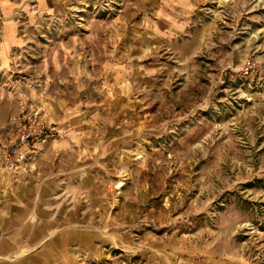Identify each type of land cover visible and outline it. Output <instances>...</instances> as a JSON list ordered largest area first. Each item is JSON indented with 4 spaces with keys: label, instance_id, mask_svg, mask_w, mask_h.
Wrapping results in <instances>:
<instances>
[{
    "label": "rangeland",
    "instance_id": "rangeland-1",
    "mask_svg": "<svg viewBox=\"0 0 264 264\" xmlns=\"http://www.w3.org/2000/svg\"><path fill=\"white\" fill-rule=\"evenodd\" d=\"M117 1L115 14L131 3ZM196 1L204 11L178 36L155 41L146 63L144 156L129 167L139 174L126 186L113 181L112 239L96 242L77 264H264V0ZM94 2L61 15L84 9V25ZM17 14L18 25H30ZM44 24L53 31L57 21ZM11 62L0 64L4 109L26 78L25 62ZM0 137L14 143L15 133L2 129Z\"/></svg>",
    "mask_w": 264,
    "mask_h": 264
},
{
    "label": "crops",
    "instance_id": "crops-1",
    "mask_svg": "<svg viewBox=\"0 0 264 264\" xmlns=\"http://www.w3.org/2000/svg\"><path fill=\"white\" fill-rule=\"evenodd\" d=\"M79 3L0 0V64L21 58L26 67L25 83L5 96L12 99L7 109L0 105V130L38 108L47 125L63 130L14 170L4 154L15 145L0 137V264H77L80 254L96 252V242L112 239L113 181L119 177L126 186L139 174L129 167L144 156L139 85L146 63L155 41L178 36L204 11L196 0H131L118 14L86 13V26L51 31L43 20L31 24ZM15 12L26 14L30 25H18ZM97 224L104 233L92 230Z\"/></svg>",
    "mask_w": 264,
    "mask_h": 264
},
{
    "label": "built area",
    "instance_id": "built-area-1",
    "mask_svg": "<svg viewBox=\"0 0 264 264\" xmlns=\"http://www.w3.org/2000/svg\"><path fill=\"white\" fill-rule=\"evenodd\" d=\"M115 6H119L117 0H95L92 8L95 12L104 11L108 13ZM82 13H85L84 9H74L68 17L75 20L76 25H78L82 22ZM64 17L68 18L60 14L53 17L57 21V25L54 27L56 31L63 27L60 18L63 19ZM43 20L45 21V19ZM9 127L15 133V146L12 152H7L6 164L9 169L13 170L25 160L27 154L35 153L38 146L45 143L47 139H54L63 133L61 128L55 125H47L44 114L39 109L26 111L20 117H12L9 121Z\"/></svg>",
    "mask_w": 264,
    "mask_h": 264
},
{
    "label": "bare ground",
    "instance_id": "bare-ground-1",
    "mask_svg": "<svg viewBox=\"0 0 264 264\" xmlns=\"http://www.w3.org/2000/svg\"><path fill=\"white\" fill-rule=\"evenodd\" d=\"M117 187H119V186H117Z\"/></svg>",
    "mask_w": 264,
    "mask_h": 264
}]
</instances>
